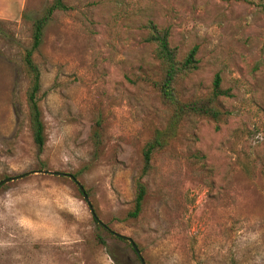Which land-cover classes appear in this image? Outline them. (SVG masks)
<instances>
[{
  "label": "rangeland",
  "instance_id": "374dc122",
  "mask_svg": "<svg viewBox=\"0 0 264 264\" xmlns=\"http://www.w3.org/2000/svg\"><path fill=\"white\" fill-rule=\"evenodd\" d=\"M53 0H0V264H264V0H66L35 53L47 142L33 141L23 56ZM169 28L198 68L183 101L217 99L219 120L188 115L153 154L143 211L129 217L143 149L171 114L148 24ZM73 174L85 187L89 202ZM98 235L107 244L98 242Z\"/></svg>",
  "mask_w": 264,
  "mask_h": 264
},
{
  "label": "trees",
  "instance_id": "16d2710c",
  "mask_svg": "<svg viewBox=\"0 0 264 264\" xmlns=\"http://www.w3.org/2000/svg\"><path fill=\"white\" fill-rule=\"evenodd\" d=\"M69 9L70 6L66 3V0H53V2L46 7L43 14L34 22L32 45L25 50L23 56L25 71L29 79L26 101L29 110L30 127L33 141L40 151L44 150L47 142L46 126L40 104L45 92L42 87V72L34 56L43 42L45 28L52 20L54 13L58 10L67 11ZM147 28L148 32L145 40L153 45L154 53L160 61L161 68L160 77L151 80V83L160 94L162 102L171 109V114L167 126L164 129L156 130L153 137L146 143L143 149V168L141 175L136 181L134 206L132 210L129 211V217L131 218L139 217L143 211L144 200L147 194V186L143 178L152 169L153 154L157 150L165 148L169 141L177 135L179 126L186 116L197 114L219 120L223 112L217 105V99L221 95L228 94L227 91L222 89V79L220 75H217L214 80L212 96L183 101L178 95L177 86L181 79L198 68V46H194L187 55L181 57L178 47L174 46L171 42V32L169 28H161L154 22H150ZM94 218L100 228L108 230L103 223H101L99 218ZM109 232L111 235H116L113 231ZM97 238L99 243L107 244L105 238L101 235H98ZM116 238L123 241L128 240L127 236L117 235ZM136 245L140 250L137 243ZM134 251L137 260L142 263L139 254L135 249ZM117 262L123 264L122 261L117 260Z\"/></svg>",
  "mask_w": 264,
  "mask_h": 264
},
{
  "label": "water",
  "instance_id": "95a60500",
  "mask_svg": "<svg viewBox=\"0 0 264 264\" xmlns=\"http://www.w3.org/2000/svg\"><path fill=\"white\" fill-rule=\"evenodd\" d=\"M44 174H52V175H57V176H69L72 180L76 181V183L78 184L81 192L83 193L84 195V198L89 202V196L86 192V189L85 187L77 180V178L75 177V175L73 174H67V173H64V172H59V171H49V170H43V171H40ZM22 176H19V177H8L6 179H3L0 181V186L4 183H7V182H10V181H14L16 178H20ZM90 208H91V211L94 215V217L98 218V216L96 215L95 213V210H94V207L90 204ZM100 220V219H99ZM101 221V220H100ZM101 223H103V225L109 230V231H113L110 227H108L103 221H101ZM114 232V231H113ZM116 235L118 236H124L126 237L125 235L123 234H120V233H117V232H114ZM128 240L131 242L133 248L136 250V252L139 254V256L141 257L142 259V263L143 264H147L145 259L142 257V253L140 252V250L138 249L136 243L131 239V238H128Z\"/></svg>",
  "mask_w": 264,
  "mask_h": 264
}]
</instances>
